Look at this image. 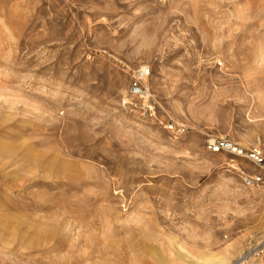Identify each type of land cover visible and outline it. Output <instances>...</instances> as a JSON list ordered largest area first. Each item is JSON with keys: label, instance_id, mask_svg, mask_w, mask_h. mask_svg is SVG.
<instances>
[{"label": "rangeland", "instance_id": "1", "mask_svg": "<svg viewBox=\"0 0 264 264\" xmlns=\"http://www.w3.org/2000/svg\"><path fill=\"white\" fill-rule=\"evenodd\" d=\"M224 136L264 153V0H0V264H264Z\"/></svg>", "mask_w": 264, "mask_h": 264}, {"label": "built area", "instance_id": "2", "mask_svg": "<svg viewBox=\"0 0 264 264\" xmlns=\"http://www.w3.org/2000/svg\"><path fill=\"white\" fill-rule=\"evenodd\" d=\"M151 75L148 66L136 68L130 76L128 83V96L133 99H141L146 93V83ZM172 130V126L167 127ZM206 149L212 154H228L247 162L253 169L239 171V179L244 188H258L264 186V153L257 148L243 147L231 139L224 137L209 140ZM252 257L264 256V236L251 250Z\"/></svg>", "mask_w": 264, "mask_h": 264}, {"label": "bare ground", "instance_id": "3", "mask_svg": "<svg viewBox=\"0 0 264 264\" xmlns=\"http://www.w3.org/2000/svg\"><path fill=\"white\" fill-rule=\"evenodd\" d=\"M146 85H147V83H146ZM146 90H148V91H149V89H148V86L146 87ZM146 93H147V91H146ZM146 93H145V94H146ZM147 97H148V94H146V96H145V97L143 96V98H144V99H145V98H147ZM127 102H128V101H127ZM127 102L125 101L124 103H125V104H127ZM128 104H129V103H128ZM131 105H132V104H131Z\"/></svg>", "mask_w": 264, "mask_h": 264}, {"label": "crops", "instance_id": "4", "mask_svg": "<svg viewBox=\"0 0 264 264\" xmlns=\"http://www.w3.org/2000/svg\"><path fill=\"white\" fill-rule=\"evenodd\" d=\"M250 172V170H248Z\"/></svg>", "mask_w": 264, "mask_h": 264}]
</instances>
